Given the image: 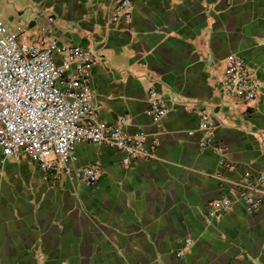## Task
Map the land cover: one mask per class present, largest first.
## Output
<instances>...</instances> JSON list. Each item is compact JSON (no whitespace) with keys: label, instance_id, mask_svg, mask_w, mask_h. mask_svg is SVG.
Returning <instances> with one entry per match:
<instances>
[{"label":"crops","instance_id":"0c3cea01","mask_svg":"<svg viewBox=\"0 0 264 264\" xmlns=\"http://www.w3.org/2000/svg\"><path fill=\"white\" fill-rule=\"evenodd\" d=\"M118 1L0 0L21 43L97 51L98 119L125 117L126 131L155 147L125 166L117 150L80 143L74 166L96 167V187L0 160V264H264V191L252 214L238 200L208 218L245 173L264 174V0H132L131 20L113 21ZM232 54L261 83L252 104L222 95ZM152 88L168 106L159 126L148 115ZM202 107L220 151L201 147Z\"/></svg>","mask_w":264,"mask_h":264},{"label":"built area","instance_id":"2783aa9c","mask_svg":"<svg viewBox=\"0 0 264 264\" xmlns=\"http://www.w3.org/2000/svg\"><path fill=\"white\" fill-rule=\"evenodd\" d=\"M132 0H119L112 20L130 21ZM20 33L0 18V160L26 159L36 165L47 179L56 181L72 176L96 187L99 171L94 166L75 167L80 143L107 146L123 154V164L149 159L155 147L147 144L144 134L131 135L120 117L116 124L100 121L95 109V94L89 85L92 70L100 58L94 49L51 41L45 46L20 42ZM56 56L61 58L59 63ZM261 83L245 60L232 54L225 62L221 91L224 98L254 103ZM153 123L160 125L168 106L156 89L148 92ZM201 147L220 151L213 142L216 128L207 107L199 110ZM229 167V166H227ZM231 169V167H229ZM264 191V174L245 173L242 178L213 202L209 219L218 218L235 201H243L248 212L261 205L256 191ZM187 247L192 243L186 240ZM188 249L178 253L184 256Z\"/></svg>","mask_w":264,"mask_h":264},{"label":"rangeland","instance_id":"374dc122","mask_svg":"<svg viewBox=\"0 0 264 264\" xmlns=\"http://www.w3.org/2000/svg\"><path fill=\"white\" fill-rule=\"evenodd\" d=\"M20 160H25V161H28V160H26V159H20ZM28 162H30V161H28ZM33 164V163H32Z\"/></svg>","mask_w":264,"mask_h":264}]
</instances>
